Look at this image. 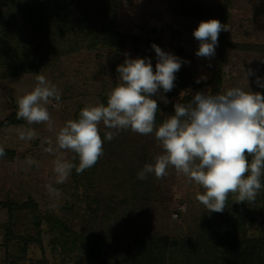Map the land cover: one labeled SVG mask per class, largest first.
Instances as JSON below:
<instances>
[{
    "label": "rangeland",
    "instance_id": "374dc122",
    "mask_svg": "<svg viewBox=\"0 0 264 264\" xmlns=\"http://www.w3.org/2000/svg\"><path fill=\"white\" fill-rule=\"evenodd\" d=\"M186 1L210 6L224 0ZM118 6L119 31L156 41L165 52L181 58L182 65L201 82L198 87L190 84L167 103L161 98L162 89L153 96L164 120L174 114L177 102L187 104L197 91H211L210 80L219 64L223 33L234 42L264 45L263 0H232L228 30L220 32L211 58L196 56L199 41L193 34L202 20L209 19L174 14L167 0H119ZM126 56L137 58L130 47L120 57L109 48L82 49L61 56L37 73L13 77H4L1 69L5 67H1L0 60V147L15 153L11 158L0 157V203L32 200L37 206L36 212L27 208L11 214L0 205V264H41V260L42 264H86L84 243L88 236L101 238L106 246L116 241L130 245L136 238H167L171 242L169 264H187L188 253L203 252L204 248L193 245L200 240L207 242L210 251L217 248L220 252L225 243L235 239L242 243L253 241L264 251V188L254 204L237 203L229 194L227 207L217 213L208 212L196 199L204 189L172 166L162 179L154 174L140 179L138 172L163 152L154 134L140 135L129 129L108 141L104 133L113 130L101 123L104 144L98 162L82 174L73 168L65 183L54 184L59 196L49 195L46 185L55 179L52 169L56 157L45 151L47 141L54 143L56 132L67 120L74 119L78 110L103 103L102 98L116 86L117 66ZM149 59L152 66L156 64L157 56ZM221 66L222 92L239 86L264 93V87L257 83V78L264 82V54L229 49ZM249 69L253 74L247 77ZM38 74L60 92L59 101L53 99L47 106L53 128L43 123L28 125L22 119L19 125L3 126L6 118L17 116V98L33 90ZM29 128L36 132V138L21 140L20 130ZM63 155L71 159L75 154ZM29 157L36 163L29 165ZM73 162L79 163L78 156ZM35 215L41 218L40 229L33 223ZM9 221L14 237L7 242L5 228ZM29 237L37 241L26 246L24 239Z\"/></svg>",
    "mask_w": 264,
    "mask_h": 264
},
{
    "label": "clouds",
    "instance_id": "9594fccd",
    "mask_svg": "<svg viewBox=\"0 0 264 264\" xmlns=\"http://www.w3.org/2000/svg\"><path fill=\"white\" fill-rule=\"evenodd\" d=\"M226 30L218 19L202 20L193 33L199 41L196 56L213 57L219 34ZM152 47L157 56L155 71L151 59L126 56L117 66L119 76L116 86L107 93V104L86 105L78 119H69L59 128L54 143L47 141L45 151L56 157L52 169L55 179L46 185L49 195L59 196L54 184L65 183L73 168L82 174L98 162L103 155L104 139L99 131L103 123L113 130L104 133L108 141L130 129L140 135L154 134L160 143L162 154L155 156L154 163L144 165L138 172L140 179L149 174L162 179L172 166L204 189L196 199L208 212H223L229 194L237 203L254 204L264 188V93L239 86L215 94L197 91L187 104L177 102L174 114L157 127L159 108L153 96L161 89L164 93L173 89L183 61L157 44ZM250 74L252 69L247 77ZM36 81L32 91L17 98V119L28 125L43 123L51 130L54 122L47 106L53 99L59 101L60 92L42 74L36 76ZM257 83L264 87L259 78ZM161 98L168 102L166 97ZM19 138L30 141L36 138V132L30 128L20 130ZM64 152L75 155L68 159ZM4 155L0 147V157ZM77 156L78 164L73 162ZM27 162L36 163L31 157Z\"/></svg>",
    "mask_w": 264,
    "mask_h": 264
},
{
    "label": "trees",
    "instance_id": "16d2710c",
    "mask_svg": "<svg viewBox=\"0 0 264 264\" xmlns=\"http://www.w3.org/2000/svg\"><path fill=\"white\" fill-rule=\"evenodd\" d=\"M167 1L174 14L188 18H215L227 25L231 17L232 0H224L221 4L210 6L186 0ZM118 4L119 0H17L16 3L11 0H0V60L1 67H5L1 69L4 77L37 73L42 68L49 67L52 61L58 60L61 56L82 49L109 48L120 57V54L130 47L137 57L156 56L152 47L153 44H157L156 41L119 31ZM219 46V64L210 80L213 94L222 92L221 65L225 51L246 50L264 54L263 44L234 42L227 38L226 33L221 35ZM155 65L152 66L153 71ZM200 83H197L192 72L182 65L176 73L175 86L171 91L163 92V96L167 99L172 98L190 84L198 87L201 86ZM107 99L108 97L102 98L105 105ZM79 112L80 110L74 119H78ZM163 121L164 118L158 109L156 125L162 124ZM21 122L12 114L2 122V125H19ZM4 151L6 155L3 158H11L15 154L6 149ZM248 159L251 162L250 155ZM261 183L264 184V179ZM0 205L7 207L11 214L13 210L30 208L36 212L37 209L32 200L21 204L9 201ZM33 223L40 229L41 218L35 215ZM5 236L7 242L14 237L11 221L6 224ZM24 240L26 246L37 241L35 237ZM193 245L204 250L195 255L187 254L185 251L187 264H264V251L253 241L242 243L235 239L225 243L220 252L217 248L210 251V246L205 240ZM170 246L171 242L164 237L136 238L126 246L121 241H116L106 246L101 238L88 236L84 243L85 261L86 264H169ZM43 262L44 260H41L39 263Z\"/></svg>",
    "mask_w": 264,
    "mask_h": 264
}]
</instances>
